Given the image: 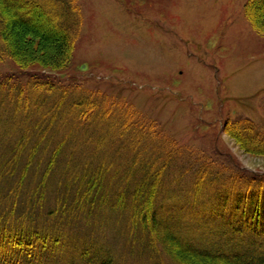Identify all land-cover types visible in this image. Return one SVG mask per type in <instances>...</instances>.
Wrapping results in <instances>:
<instances>
[{
    "label": "trees",
    "instance_id": "obj_1",
    "mask_svg": "<svg viewBox=\"0 0 264 264\" xmlns=\"http://www.w3.org/2000/svg\"><path fill=\"white\" fill-rule=\"evenodd\" d=\"M254 2L248 0L246 14L264 33V0L258 5ZM81 24L77 0H0V54L7 53L23 65L36 61L64 67ZM35 80L40 82V78ZM44 83L54 88L55 83ZM74 93L70 115L62 118L59 102L50 110L41 98L33 100L28 95L19 101L25 120L34 110L43 111L49 113L47 123L38 119L31 125L15 112L0 116L4 126L0 137V264H115L113 248L106 243L81 242L71 236L76 234L71 231L79 225V212L87 219L95 206L130 213L133 221L156 234L158 245L174 264H264V172H251V183L233 193V186L221 183L207 157L199 155L201 166L188 181L187 173L193 168L173 167L185 149L163 135L154 122L138 117L131 106L112 101L106 94L98 92L86 101V90ZM63 98L64 94L60 102ZM116 112L120 118L111 122L110 129L104 126ZM14 120L17 126L10 127ZM94 123L100 126L96 134L91 133ZM233 127L234 136L248 151L264 154V132L252 119H239ZM79 128L82 135L76 134ZM8 132L10 139L4 135ZM126 137L132 161L121 175L131 181L139 178L106 191L98 184L108 164L99 162L93 168L90 150H103L104 141L111 138L118 154ZM67 146L66 159L62 154ZM78 152H82L81 163L74 165ZM56 167H65V178L53 186ZM70 169L80 176L67 178ZM70 246L75 251L64 255Z\"/></svg>",
    "mask_w": 264,
    "mask_h": 264
},
{
    "label": "rangeland",
    "instance_id": "obj_2",
    "mask_svg": "<svg viewBox=\"0 0 264 264\" xmlns=\"http://www.w3.org/2000/svg\"><path fill=\"white\" fill-rule=\"evenodd\" d=\"M247 2L77 0L81 30L64 67L53 68L36 61L23 65L1 52L0 116L9 117L15 112L31 125L38 119L47 123L49 113L43 111L34 110L25 120L19 101L28 95L33 100L41 98L50 110L59 102L62 118L70 115L75 90H86V101L100 92L112 101L131 106L138 117L154 122L163 135L185 149L173 167L181 166V171L193 168L187 173L188 181L195 168L201 166L198 157L203 155L214 174H219V181L233 186L231 192L244 191L251 183V172H264V154L248 151L234 136L233 127L235 121L250 118L264 132V33L247 17ZM254 3L258 5L259 0ZM44 81L55 83L54 88L48 89ZM120 116L116 112L103 125L110 129L111 122ZM69 119L71 123L73 119ZM17 121L10 127L17 126ZM95 124L91 127L93 134L100 128ZM76 134L82 135V129ZM4 135L10 139L9 132ZM31 137L36 138L34 134ZM128 140L126 137L118 154L111 138L104 141L103 150H90L93 168L99 162L108 164L105 178L98 184L106 191L126 187L139 178L131 181L121 175L132 161ZM69 146L63 158L67 159ZM81 153L75 155L74 165L81 163ZM41 157H36L34 168ZM64 172L65 167H56V181L50 184L61 182ZM66 176L75 180L80 174L70 169ZM126 212L114 213L95 206L87 219L79 212L76 219L80 222L71 236L81 242L106 243L113 248L115 264H174L158 245L156 234L145 230ZM74 248L70 246L64 255H71Z\"/></svg>",
    "mask_w": 264,
    "mask_h": 264
}]
</instances>
